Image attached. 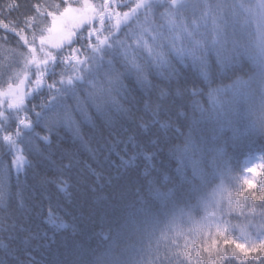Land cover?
Returning a JSON list of instances; mask_svg holds the SVG:
<instances>
[{"label": "snow or ice", "instance_id": "obj_1", "mask_svg": "<svg viewBox=\"0 0 264 264\" xmlns=\"http://www.w3.org/2000/svg\"><path fill=\"white\" fill-rule=\"evenodd\" d=\"M5 7L22 70L0 91V264H264V0ZM82 184L99 230L71 210Z\"/></svg>", "mask_w": 264, "mask_h": 264}, {"label": "trees", "instance_id": "obj_2", "mask_svg": "<svg viewBox=\"0 0 264 264\" xmlns=\"http://www.w3.org/2000/svg\"><path fill=\"white\" fill-rule=\"evenodd\" d=\"M100 1V0H99ZM24 0H21V3H23ZM49 3L52 2V0H48ZM8 3V0H0V10L3 11L4 15H7V8L5 7L6 4ZM12 15H17V13L13 12ZM31 38V37H30ZM6 41V42H5ZM22 43V42H20ZM20 65L21 67H18ZM22 70V60L20 57V48L17 43V40L15 37H13L10 33H5L3 30H0V88H6L7 85L4 83L5 80H8L11 82V79H15L17 74ZM190 79L195 80V74L194 73H189ZM229 81H224V83H228ZM220 81L217 80L215 84H213V87H215L217 84H219ZM27 102V101H26ZM0 107V111H1ZM9 111L6 112V115ZM85 132L89 131L87 128L84 129ZM62 135L65 137V140L62 141V146L63 147H71L73 149L78 148V145L70 144V136L67 132H64L61 130ZM15 139V136H14ZM55 140V137L53 138ZM180 142V139L177 138V143ZM54 150L57 152V155H59V149L56 148V145L54 143L53 145ZM5 157L3 156L2 153H0V161H2ZM80 158L81 160H88L89 163H93L87 153L85 152H80ZM176 164L175 160L172 159H167L165 161V167L171 169L174 168ZM93 167H98L96 163H93ZM103 168L107 169L108 164L106 161L103 162ZM99 170V168H98ZM236 175H239V172L236 173ZM21 179L23 180V176H21ZM73 182L75 183L76 181V176L75 174L72 177ZM28 185H35L36 181L32 178L31 174H29ZM261 191H264V189H260ZM75 198H76V203L71 207L72 212L80 217L81 212L83 211L84 216L81 217V219L84 221V224L86 227H92L94 230H99L101 227V222L99 221L98 218L94 216L92 220L88 219V212L91 206L92 202V194L88 191L87 184H82L78 185L77 188L73 189ZM24 195L26 197L25 204L27 207H32L33 204L36 202L31 198V188L26 189L24 192ZM39 199V190L37 189V196L36 200ZM260 202L258 201H253L249 207L253 205H258ZM257 211H261L260 208L257 207ZM36 209H33L32 214L29 217V221L26 224L27 226H30L33 230H35L38 226L43 227L41 224V218L37 217L35 215ZM22 237L26 236L27 233L21 234ZM0 241L2 243H7V239L3 236H0ZM33 244L35 243L34 241L32 242ZM16 244L18 247L21 249L24 247L23 243L21 241H16ZM3 251L2 246H0V252ZM34 256H36V259L39 260L41 259V254L39 252H34ZM20 257L23 260H26L27 257L24 255L23 251L20 252Z\"/></svg>", "mask_w": 264, "mask_h": 264}, {"label": "rangeland", "instance_id": "obj_3", "mask_svg": "<svg viewBox=\"0 0 264 264\" xmlns=\"http://www.w3.org/2000/svg\"><path fill=\"white\" fill-rule=\"evenodd\" d=\"M93 2L98 3V2H100V1H99V0H93ZM38 55H39V54H38ZM26 90H27V91H30V89H26ZM0 91L7 92V87H6V88H3V89L0 88ZM11 102H12V97H11V96H8V95L0 96V107H1V109H2L1 111H4V112H5V115H6V112H7V111H14L13 109H9V108H8V105H9ZM13 139H14V137H13ZM252 202H253V201H249L248 207L245 208V210H244V211H245V215H249V216L252 215V213L249 211V208L251 207V206L249 207V205H250ZM259 213H260V212L256 210L257 222L259 221ZM233 223L239 225L240 227H244V228H246V226H247V222L244 221L243 217H241L240 220H234ZM236 235H237V237L240 236V231H239V229L237 230Z\"/></svg>", "mask_w": 264, "mask_h": 264}]
</instances>
